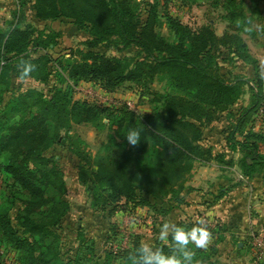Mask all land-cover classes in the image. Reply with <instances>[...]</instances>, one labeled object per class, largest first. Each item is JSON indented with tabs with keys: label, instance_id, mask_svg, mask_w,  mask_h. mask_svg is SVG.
Returning <instances> with one entry per match:
<instances>
[{
	"label": "trees",
	"instance_id": "1",
	"mask_svg": "<svg viewBox=\"0 0 264 264\" xmlns=\"http://www.w3.org/2000/svg\"><path fill=\"white\" fill-rule=\"evenodd\" d=\"M141 4L143 15L136 0H31L30 10L36 22L43 25L40 29L26 20L24 1L11 25L0 29V97L9 91L11 78L47 81L48 67L56 62L48 50L57 44L61 34L51 26L68 24L75 32L88 36L83 43L85 48L75 52L78 58L75 54L73 59L59 61L58 67L67 73L69 80L74 84L94 82L106 91L131 82L141 90V95H148L147 101L152 105V112L145 115L124 107L100 108L74 102L71 90L52 86L48 97L39 94L27 105L36 107L35 114L6 133L1 128L7 112L0 109V175L18 185L12 203L5 199L0 204V249L18 251L21 264H37L36 245L21 236V228L49 247L45 262L62 264L55 228L67 215L70 203L54 158L44 153L59 145L63 139L61 132L72 124H91L99 116H105L116 127L115 134L121 140L126 139L124 135L130 127L141 130L140 141L134 146H119L121 154L117 158L82 156V163H78L80 183L104 186L99 198L104 195L105 207L121 205L122 200L139 201L141 196L157 199L163 187L180 185L186 168L206 152L199 145L201 127L217 121L224 111L232 120L231 108L246 94L250 101L230 124L228 148L240 153L238 164L244 178L252 180L264 171V133L248 128L263 100L261 79L256 76L255 85L239 76L225 77L215 54L217 48L225 47L229 60L237 55L244 63L253 65L246 46L237 44L234 49L211 29L192 30L171 16L165 18L169 35L163 36L156 28L160 23L156 0ZM100 45L117 50L136 48L138 53L134 57L109 58L93 51ZM21 59L35 65V71L21 76L17 67ZM254 68L256 72V64ZM154 77L164 83L161 92L147 90ZM32 94L27 92L24 96ZM124 121L127 126H123ZM25 149L30 167L20 162ZM77 155L81 157V153ZM182 190H172L176 202L180 201ZM21 197L23 206L16 213L20 228L16 229L9 206ZM36 204L39 208H33ZM142 204L148 205V201ZM2 252L1 249L0 255Z\"/></svg>",
	"mask_w": 264,
	"mask_h": 264
},
{
	"label": "rangeland",
	"instance_id": "2",
	"mask_svg": "<svg viewBox=\"0 0 264 264\" xmlns=\"http://www.w3.org/2000/svg\"><path fill=\"white\" fill-rule=\"evenodd\" d=\"M143 1L151 0H136L141 15L144 13V5L141 4ZM156 2V14L160 18V23L156 28L158 33L163 36L169 35L170 27L165 18L171 16L192 30L211 29L216 37L222 38L224 43L232 44L234 49L237 44L246 46L247 54L256 64V72L255 64L244 63L237 55L229 60L230 55L225 47L217 48L215 54L219 56L218 64L225 77L239 76L250 80L255 85H257L256 76L261 79L263 87L261 98L263 100L260 102L258 111L253 115L252 122H249L248 128L258 133H264V0H156ZM9 23L11 25L12 22ZM9 23L4 27H9ZM36 25L40 29L43 27L39 23ZM51 27L60 31L61 34L57 38V44L48 50L49 55L56 62L54 66L50 64L48 67L47 83L19 77L9 80V91L6 94L1 93L0 97L3 98L0 109H5L7 112L5 125L1 128L2 133L4 131L6 133L13 126L20 125L35 114L36 107L27 105H30L39 94L48 97V90L52 86L60 87L61 90H71V98L74 102L96 105L100 108L124 107L135 111L136 114L147 110L144 105H146L148 95H141V90L134 87L131 82H125L115 90L106 91L94 82L81 81L74 84L69 80L67 73L58 67L59 61L70 57L73 59L76 51L85 48L83 43L88 40V36L83 32H75L68 24H52ZM93 51L109 58L134 57L138 53L136 48L117 50L113 46L105 45H100ZM149 83L147 90L150 93L161 92L164 86L163 81L155 79V77ZM27 92H34V94L31 97H25ZM21 95L24 97H18ZM249 101L250 97L246 94L231 108L233 122L238 117L241 108L248 105ZM219 116L217 121L201 127L199 145L207 153L204 152L203 155L197 156V160L192 162L189 168H186L184 179L180 185L172 183L169 187H163L160 198L141 196L139 201L127 203L122 200V204L115 205L116 207H105L102 203L103 194H101V199L99 198V191L104 186L94 187L89 184L90 182L80 183L78 163H82V156L90 158L102 156L106 160L117 158L121 154L119 146H128L129 143L125 141L126 139L118 138L115 134L116 127H112V123L105 116H99L91 124H72L67 131L64 129L61 132L63 139L59 145L44 153L45 156L54 158V165L57 166L64 181L66 198L70 203L67 215L55 228V233L58 235L61 263L130 264L127 252L145 240L152 241L167 252L170 250V241H159L156 237L160 225L171 220L188 227L196 221H202L203 226H206L211 233V240L206 248L194 249L199 264H255L260 256L263 258L261 264H264V238L257 232L242 235L236 230L238 234L232 233L233 226L228 229L226 225L230 223L231 220H228V217L232 213L229 214L224 209L220 210V206H216V204L210 208L212 201L224 199V196L222 198L220 194L227 195V198L233 202L232 197L236 193L242 194L234 191L237 188V190L250 189L252 193H255L256 207L254 208H257L261 200L256 192L264 189V171L252 180L241 175L238 164L240 153L229 149L227 142L232 120L227 111L222 112ZM125 122L123 126L128 125ZM237 139L240 140L239 137ZM77 152L81 153V157L77 155ZM26 156L25 149L21 152L20 162L24 166H29L30 162ZM85 175L87 176L88 173ZM16 188L18 185H13L12 180H7L0 175L1 205L5 199L12 203V196ZM180 188H183L180 193L188 191L184 193L181 203L176 202L175 194L172 193V190L179 192ZM200 189L211 190L214 193L204 197L199 195ZM229 193L232 194L231 198L228 196ZM247 193L249 194V191ZM214 194L218 198L213 199ZM243 195L245 196L244 193ZM21 199L24 200L21 197L9 206L10 219L16 229L20 228L16 213L23 206ZM145 200L148 201V205L142 204V201ZM243 204L244 207L247 206L246 201L237 202L239 211H247L246 208L242 209ZM37 206L38 204L33 208H39ZM245 216L246 218L250 216L252 221L253 219L254 221L258 220V216L253 217V213ZM230 224L233 225V223ZM21 236L32 240L31 243L36 245L37 264H57L53 261L45 262V258H48L49 247H44L41 240L35 241L32 239L33 236H30L23 228H21ZM237 246L243 248L247 253L244 258L240 257ZM1 249L3 252L0 255V264H21L18 251L12 248L4 250V247Z\"/></svg>",
	"mask_w": 264,
	"mask_h": 264
},
{
	"label": "clouds",
	"instance_id": "3",
	"mask_svg": "<svg viewBox=\"0 0 264 264\" xmlns=\"http://www.w3.org/2000/svg\"><path fill=\"white\" fill-rule=\"evenodd\" d=\"M17 67L21 76H28L35 71V65L24 59ZM124 137L134 146L141 139V130L130 127ZM156 239L170 241V250L166 252L152 241H141L128 257L130 264H199L194 249L206 248L211 233L202 221H196L188 227L168 220L160 225Z\"/></svg>",
	"mask_w": 264,
	"mask_h": 264
},
{
	"label": "crops",
	"instance_id": "4",
	"mask_svg": "<svg viewBox=\"0 0 264 264\" xmlns=\"http://www.w3.org/2000/svg\"><path fill=\"white\" fill-rule=\"evenodd\" d=\"M24 1H26L27 3V5H25L24 7V15L26 17V20L29 23L33 24L34 26L36 25L37 22L29 6L31 3V0H0V27L2 29L5 28L4 25H7L10 22V20H13L15 12H17L20 9V3ZM144 106L147 107V110H144L141 113L137 112L139 115H145V114H149L152 112V105L150 104L149 101H146V105ZM133 112L136 113L135 111ZM250 183L254 185L252 182ZM237 189H234V191L236 190V192H239L242 194L236 193L233 197L231 196L232 195L231 193L228 194L230 198L232 197L233 202H231L227 198V195L223 194L221 195V197L224 196V199H220V200L217 199V200L212 201L210 208L213 204L214 205L216 204V206H220V210L224 209V210H227L229 214L232 213L229 216L230 218L228 217V220H231L230 223H233V225L230 223L226 224L228 229H231L230 226H233L234 229L232 228V231H233L232 233L238 234L239 232V234L241 233L242 235H249L252 232H257L264 238V189H261L256 192L257 193L256 195H259V199L261 200L260 205H258L257 208H254L256 207V204H255L256 201L254 200L255 193H252L250 189H242V190H237ZM247 191H249V194L247 193ZM186 192L188 191H183V193H180L179 203L183 202V198H184L183 195ZM198 192H200L199 195L204 196V197L208 196L210 193H214V192H211V190H207V189H203V190L200 189ZM243 193L245 194V196L243 195ZM215 198H218V196L214 194L213 199ZM239 199L241 201L247 202L246 207H244V204L242 206V209L246 208L247 211H244V210L239 211V209L237 208L238 207L237 202L240 201ZM232 204H234V206H231ZM251 213H253L254 218L258 216L257 221L256 220L254 221V219L252 221L250 216L246 218L245 215L251 214ZM236 230H238V232ZM237 250L240 251V257L244 258L245 255L247 254L243 248H239L238 246H237Z\"/></svg>",
	"mask_w": 264,
	"mask_h": 264
},
{
	"label": "built area",
	"instance_id": "5",
	"mask_svg": "<svg viewBox=\"0 0 264 264\" xmlns=\"http://www.w3.org/2000/svg\"><path fill=\"white\" fill-rule=\"evenodd\" d=\"M263 258H261V256L257 259V262H255V264H261Z\"/></svg>",
	"mask_w": 264,
	"mask_h": 264
}]
</instances>
